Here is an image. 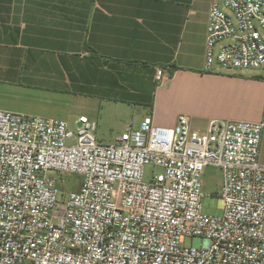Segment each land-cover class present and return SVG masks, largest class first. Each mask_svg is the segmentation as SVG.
Wrapping results in <instances>:
<instances>
[{"label":"built area","instance_id":"built-area-1","mask_svg":"<svg viewBox=\"0 0 264 264\" xmlns=\"http://www.w3.org/2000/svg\"><path fill=\"white\" fill-rule=\"evenodd\" d=\"M216 67L264 72V0H211L203 72ZM263 131L264 116L202 132L186 115L173 127L148 116L102 144L86 116L75 132L0 110V264H264ZM209 166L222 172L219 215L202 208ZM65 175L78 191L64 195ZM194 237L200 248L183 245Z\"/></svg>","mask_w":264,"mask_h":264},{"label":"crops","instance_id":"crops-1","mask_svg":"<svg viewBox=\"0 0 264 264\" xmlns=\"http://www.w3.org/2000/svg\"><path fill=\"white\" fill-rule=\"evenodd\" d=\"M210 4L0 0V110L76 125L111 103L163 127L187 115L200 132L211 121L262 120V76L203 73Z\"/></svg>","mask_w":264,"mask_h":264},{"label":"rangeland","instance_id":"rangeland-1","mask_svg":"<svg viewBox=\"0 0 264 264\" xmlns=\"http://www.w3.org/2000/svg\"><path fill=\"white\" fill-rule=\"evenodd\" d=\"M215 71L212 73L213 75L217 74H237L242 72L248 75H255L257 77L262 76L264 72L261 70H247V71H240V70H223L219 67L214 69ZM205 73V72H203ZM209 74V73H206ZM100 105L99 103L90 105V115H95L98 112ZM101 118H94L91 121L96 122L97 130L95 132L96 139L98 142L102 144H113L115 142L116 137L120 136L127 128L137 129L140 125L141 119L143 118H130L132 113L127 109V114L125 115L122 112V106L108 104L105 103L102 105V111L99 112ZM183 115V114H181ZM187 116V115H186ZM70 129L76 132V125H69ZM201 126L195 124L192 126L193 130L200 129ZM205 130V129H203ZM260 162L264 164V131L262 134L261 146H260ZM151 167H145V179H148L151 174ZM158 171V169H156ZM202 180H203V190L205 197L202 199V208L203 212L208 215H219L221 213L220 207L221 202L217 197V194L220 189V184L222 181V172L220 169L216 167H206L202 172ZM80 177L76 175H65L61 176L58 179V183L60 184L59 187L62 192L65 194H69L72 192L78 191L80 186ZM184 246H192L194 248H200L201 241L199 238L194 237L192 239H186L183 243Z\"/></svg>","mask_w":264,"mask_h":264}]
</instances>
